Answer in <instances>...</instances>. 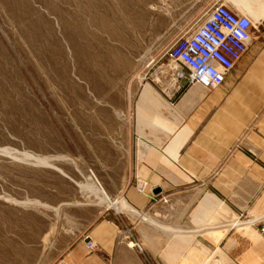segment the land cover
<instances>
[{
    "label": "rangeland",
    "instance_id": "rangeland-1",
    "mask_svg": "<svg viewBox=\"0 0 264 264\" xmlns=\"http://www.w3.org/2000/svg\"><path fill=\"white\" fill-rule=\"evenodd\" d=\"M218 2L253 21L264 4L0 0V264H52L68 239L108 212L120 213L119 241L140 264H188L165 255L180 245L177 233L166 234L147 212L108 206L88 183L100 188L91 170L104 173L108 155L133 139V99L146 64ZM189 258L203 263L199 252Z\"/></svg>",
    "mask_w": 264,
    "mask_h": 264
},
{
    "label": "crops",
    "instance_id": "crops-1",
    "mask_svg": "<svg viewBox=\"0 0 264 264\" xmlns=\"http://www.w3.org/2000/svg\"><path fill=\"white\" fill-rule=\"evenodd\" d=\"M263 5L244 55L221 85L177 80L164 53L147 63L133 99L132 141L108 155L106 173L91 170L114 193L110 199L124 198L166 234L177 233L180 245L165 254L171 260L189 264L196 251L202 264H264ZM119 214L108 212L68 239L52 264H140L119 241ZM237 220L244 225L232 226ZM210 255L212 263L204 258Z\"/></svg>",
    "mask_w": 264,
    "mask_h": 264
},
{
    "label": "built area",
    "instance_id": "built-area-1",
    "mask_svg": "<svg viewBox=\"0 0 264 264\" xmlns=\"http://www.w3.org/2000/svg\"><path fill=\"white\" fill-rule=\"evenodd\" d=\"M253 27L250 15L235 11L224 2L215 3L166 51L174 63L175 78L189 84L221 85L244 55ZM144 185L138 188L143 190ZM259 229L264 234V223ZM136 245L142 249L139 243ZM87 247L95 249L96 243L88 241Z\"/></svg>",
    "mask_w": 264,
    "mask_h": 264
},
{
    "label": "bare ground",
    "instance_id": "bare-ground-1",
    "mask_svg": "<svg viewBox=\"0 0 264 264\" xmlns=\"http://www.w3.org/2000/svg\"><path fill=\"white\" fill-rule=\"evenodd\" d=\"M88 185L90 186V188L92 190H94L96 192V194H98L100 196L101 201L107 203L108 206H114L115 209H117L118 211L119 210L134 211V209L125 200H123V199H120V200H112V199H110L109 195L104 191V189H101L99 187H96V185L94 183H92V182L88 183ZM99 192H102V194L100 195ZM142 216L145 218V215H142ZM243 224L244 223H241L239 220H237V221H235L232 224V226H238V225H243Z\"/></svg>",
    "mask_w": 264,
    "mask_h": 264
},
{
    "label": "water",
    "instance_id": "water-1",
    "mask_svg": "<svg viewBox=\"0 0 264 264\" xmlns=\"http://www.w3.org/2000/svg\"><path fill=\"white\" fill-rule=\"evenodd\" d=\"M160 191V189H157L155 192H159Z\"/></svg>",
    "mask_w": 264,
    "mask_h": 264
}]
</instances>
